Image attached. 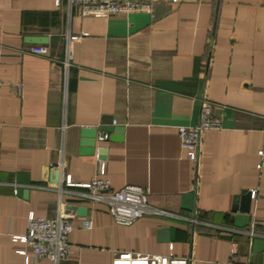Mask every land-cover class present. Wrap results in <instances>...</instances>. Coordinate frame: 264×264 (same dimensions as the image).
Segmentation results:
<instances>
[{
	"label": "crops",
	"instance_id": "crops-1",
	"mask_svg": "<svg viewBox=\"0 0 264 264\" xmlns=\"http://www.w3.org/2000/svg\"><path fill=\"white\" fill-rule=\"evenodd\" d=\"M30 35L47 36V54L26 50ZM0 78V264H54L14 237L30 212L52 217L59 203L74 218L58 264H112L121 250L264 264V0H157L113 14L0 0ZM203 96L221 127L202 131L193 160L178 126L198 121ZM105 116L122 132L98 131L104 158L80 154V128ZM100 165L111 188L143 186L157 211L118 223L89 189L65 184Z\"/></svg>",
	"mask_w": 264,
	"mask_h": 264
},
{
	"label": "built area",
	"instance_id": "built-area-1",
	"mask_svg": "<svg viewBox=\"0 0 264 264\" xmlns=\"http://www.w3.org/2000/svg\"><path fill=\"white\" fill-rule=\"evenodd\" d=\"M157 0H68L70 5H78L81 13H129L135 11H149ZM174 1V0H168ZM56 4L59 0H55ZM79 36L71 37L78 39ZM27 51L35 54H47L48 46L35 43L27 46ZM3 81L0 78V87ZM19 87V85H18ZM221 121L214 115L213 103L203 96L200 102L198 121L189 126H178L180 146L187 158L196 160L201 144V134L204 129L220 128ZM100 139L107 138V134L99 135ZM261 166H264V145L259 150ZM105 167L100 165L98 176L85 183H74L70 176L65 178L67 186L79 185L89 189L87 195L91 200L102 201L106 204L110 214L116 222L130 224L144 214L156 212L148 202L147 189L137 184L126 183L114 189L110 181L104 176ZM74 213H66L62 203L58 204L55 216H39L30 212L27 216V228L23 235L15 236L26 245L32 247L38 258H48L54 264L67 257L72 249L68 241V234L73 228ZM91 219H83L81 226L91 227ZM27 257L25 250H19ZM112 264H190V258L175 256L171 251L166 254L143 253L121 250L115 253ZM214 264H252L250 262H236L232 260L216 261Z\"/></svg>",
	"mask_w": 264,
	"mask_h": 264
},
{
	"label": "water",
	"instance_id": "water-1",
	"mask_svg": "<svg viewBox=\"0 0 264 264\" xmlns=\"http://www.w3.org/2000/svg\"><path fill=\"white\" fill-rule=\"evenodd\" d=\"M27 42L30 43H46L48 38L45 35H30L24 38ZM123 130L122 126H115L112 124V119L108 116H105L102 119L100 126H87L84 125L80 128V147L79 152L80 154H94L95 151L98 152L100 158H104V154L106 149L105 148H98L97 141H98V131H102L104 133L108 132H116L121 133ZM118 138L120 136H117ZM108 138H103L102 140H106ZM111 139V137H110ZM60 179V172L59 170H55L51 176V180L54 182H59ZM247 197L249 196V192L246 193ZM71 208L76 209L78 215H85L86 214V207L85 206H71Z\"/></svg>",
	"mask_w": 264,
	"mask_h": 264
}]
</instances>
